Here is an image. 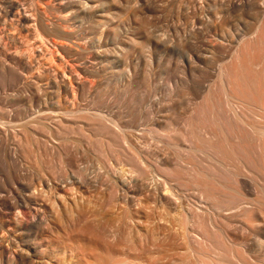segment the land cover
Returning a JSON list of instances; mask_svg holds the SVG:
<instances>
[{
	"label": "bare ground",
	"instance_id": "6f19581e",
	"mask_svg": "<svg viewBox=\"0 0 264 264\" xmlns=\"http://www.w3.org/2000/svg\"><path fill=\"white\" fill-rule=\"evenodd\" d=\"M47 1L53 6L45 0H0V264H264V0L257 22L239 35L216 81L197 97L200 101L193 86L196 70L191 69L190 82L186 78L169 85L166 114L149 118L141 136L129 130V116L102 114L83 103L90 100V82L93 86L111 64L109 52L97 50L106 45L104 37L99 46L87 38L86 21L90 16L99 24L97 18L122 16L117 4L123 2L104 1L97 8L98 0ZM131 2L126 5L132 7ZM194 3L189 31L196 40L214 27L220 7L217 11L215 5L211 15L204 9L206 14L196 19ZM138 9H129L136 27L123 40L125 47L152 39L154 29H146ZM217 25L223 31L224 25ZM14 32L17 36L9 35ZM75 40L87 48L81 43L71 47L74 51L64 47ZM222 41L215 33L206 46L214 49ZM45 49L65 59V64L61 59L53 63L62 70L46 68ZM117 54L112 57L116 64L123 56ZM194 57L191 65L197 63ZM189 95L194 97L184 103ZM35 99L58 112L34 118Z\"/></svg>",
	"mask_w": 264,
	"mask_h": 264
},
{
	"label": "rangeland",
	"instance_id": "374dc122",
	"mask_svg": "<svg viewBox=\"0 0 264 264\" xmlns=\"http://www.w3.org/2000/svg\"><path fill=\"white\" fill-rule=\"evenodd\" d=\"M28 1V0H27ZM30 1V0H29ZM89 1H92V0H89ZM109 2L110 0H98L95 4H94V6H102L103 7V4L105 3V2ZM123 3H122V2ZM120 2L122 3V6H121V4H117V6L119 7V10L120 11H118V12H120V14L123 16V18H125L126 16L125 15H127V13L128 12H130V11H132V10H138L139 11V9L138 8H140V11H141V9H142V12H141V16H139V18H140V21L141 22H143V25L146 27V25H147V27H146V29L147 30H150V32H151V30L152 29H154L153 31L154 32H151V36H152V39H151V41L150 42H147L146 43V45L145 44H141L140 43V47L137 45V44H135V45H133L132 47H125V45H124V42H123V40L127 37V34H128V36H129V33L128 32H132V31H134V29H135V27H136V24L134 23V18L132 17V13H133V11L132 12H130V13H128V15H130L131 16V20H129L130 18V16L128 17H126V19L127 20H117L118 18H121L122 19V16H120V15H116V17H114V16H111V18L113 17L114 18V20H113V18L111 19H104V18H97L96 20H98V22L99 21H101V23H97V21H94L95 19H91L90 18V16L88 17V19H87V21H86V25H88V28H90L89 30H88V36H87V38L89 39H91V40H94L95 41V43L99 46V44H98V42L97 41H99V39H100V41H101V43H103V44H106V45H104V47H101V48H97V50L99 49V51H103V53L104 54H106L107 52H109V53H107L106 55L108 56V61H110L111 62V64L108 66V72H106L105 74H104V76L103 77H100V78H98V80L96 79V80H94L93 82V86L95 87V85H96V82H97V85H96V87L94 88L93 86H92V82H90V84H91V87L93 88L92 89V91H93V93H92V91H91V93H90V95H89V97H88V99H90V100H86V101H84L83 103H84V105L87 107V108H94L95 106H97L98 107V110H99V112L100 113H102V114H110V113H121V114H125V115H127V116H129V118H128V120L130 121V122H132V126L129 128V130L130 131H132V132H136L139 136H141L142 134H141V132L142 133H145L146 132V130H148L149 129V126H147L148 125V119L149 118H158V119H162V117H163V115H165L166 114V112H165V110H164V105H165V96L166 95H164V94H166L167 92H168V90H169V87L170 86H172V85H174L175 83H177V82H179V81H181L182 79H188L189 80V82H190V74H191V69H192V71H195L196 70V83L195 84H193V86H194V90L196 91V101H200V99H197V97L198 96H200L206 89H207V86L209 87L212 83H214L215 81H216V79H217V75H218V72H219V66L221 65V64H224L225 62H227L226 60H229L230 59V56H231V54H232V52H233V49H234V47H235V43L239 40L238 38L242 35V34H244V32L243 31H246V32H248L252 27H253V25L257 22V20H258V18H259V16L261 15V13L260 12H262L263 11V5H261L262 4V1L261 0H248L249 1V3H253L252 5L251 4H247V2L245 3H241L240 5H239V3L241 2L240 0H212V1H209V0H207V2H205L206 0H201L200 2H199V0H196V10H198V11H196V19H197V16L199 15V13H201V12H204L205 10L204 9H206V13L204 12V14H206V15H211V14H213V13H215V11L217 10L218 11V9H219V7H220V11H218V13L219 14H217V16L219 15L220 17H222L221 18V22L219 21L220 20V17L218 16V20L216 21L218 24H223L224 25V29H223V31H220V30H217L218 29V26L219 25H217V23L215 22L214 24V27L212 28V29H209V30H207V29H205L203 32H204V34H201V35H196L197 37H196V40L194 39V37H192V35L190 34V28H191V26H192V21H193V16H194V1L195 0H158V2H157V0L155 1H149V0H138V6L137 5H135L136 4V1L137 0H135V4L133 3L134 1L133 0H121ZM130 1H132L131 3H133L132 4V7L133 6H137L136 8L137 9H133L132 7H130V4H128L129 5V7H128V5H126L127 3L126 2H130ZM139 1H140V4H139ZM162 1H163V3H162ZM171 1H173L172 2V4H171ZM188 1V3H190V4H185L186 2ZM189 1H191V2H189ZM215 1V2H214ZM216 1H217V4H215L216 3ZM228 1H230V2H228ZM238 2V4H236V2ZM244 1V0H243ZM246 1V0H245ZM252 1V2H251ZM45 2H48L47 0H45ZM117 2H119L118 0H117ZM157 2V3H156ZM178 2V3H177ZM203 2H205V3H203ZM52 3V1H50V3L48 2V4L49 5H51V6H53V3ZM100 3H102V5L100 4ZM155 3V4H154ZM158 3H159V5H160V8H159V6H158ZM161 3V4H160ZM166 3V4H165ZM194 3V4H193ZM198 3V4H197ZM211 5H209V4ZM234 3H235V5H234ZM58 4L59 3H57V5H56V3H54V6L55 7H58ZM124 4V5H123ZM153 4V5H152ZM170 5V6H168V5ZM178 4V5H177ZM181 4V5H180ZM200 4V5H199ZM232 4V5H231ZM245 4V5H244ZM37 5V4H36ZM142 5V6H141ZM150 5V6H149ZM163 5V6H162ZM184 5V6H183ZM204 5H205V7H204ZM214 5V6H213ZM215 5H217V9H216V6ZM231 5V6H230ZM237 5H239V7L237 6ZM38 6V5H37ZM40 6V5H39ZM38 6V7H39ZM98 6H97V8H98ZM120 6H121V8H120ZM124 6H125V8H127V10H125V8H124ZM140 6V7H139ZM151 6L153 7V8H151ZM156 6L158 7V8H156ZM167 6V7H166ZM189 8H188V7ZM192 6V7H191ZM203 6V7H202ZM240 6H243L242 8L240 7ZM42 7H44V6H42ZM55 7H53V8H55ZM144 7V8H143ZM203 8V10H202V8ZM124 8V9H123ZM132 9V10H129V9ZM163 8V9H162ZM178 8V9H177ZM186 8V9H185ZM190 8H192L191 10H190ZM198 8V9H197ZM201 8V10L199 11V9ZM214 8V9H213ZM263 8V9H262ZM42 9V8H41ZM159 9V10H158ZM179 9H181V10H179ZM216 9V10H215ZM161 10V12H159ZM188 10H189V12L190 11H192V12H190V13H187L188 12ZM210 10H213L212 12L210 11ZM127 11V13H125V12ZM170 11V12H169ZM122 12H124V14L122 13ZM144 12H147V13H144ZM180 12V13H179ZM222 12V13H221ZM256 12V13H255ZM257 12H259V14H257ZM253 13V14H252ZM159 14V15H158ZM184 14V15H183ZM187 14V15H186ZM231 14V16H232V18H230L231 16H229ZM88 15H89V13H88ZM148 15H150L149 17H147ZM152 15H153V18H152ZM165 15V16H164ZM186 15V16H185ZM66 16H68V15H66ZM120 16V17H119ZM189 16H190V18H189ZM234 16V17H233ZM143 17V20H141V18ZM147 17V18H146ZM160 18V20H159V18ZM177 17V18H176ZM145 18H146V21H145ZM152 18V19H151ZM180 18V19H179ZM230 18V19H229ZM91 19V20H90ZM228 19H229V21H228ZM233 19V20H232ZM111 20H112V22H111ZM115 20L117 21L116 23H115ZM128 20H129V22H128ZM151 20H152V22H151ZM250 20V21H249ZM11 21V20H10ZM106 21H107V23H106ZM109 21V22H108ZM121 23H120V22ZM132 21V22H131ZM149 21H150V23H149ZM153 21H154V23H153ZM179 21V22H178ZM182 21L185 23H182ZM91 22V24H89ZM102 22H103V24L105 23V25L106 26H104L107 30L106 31H103V33L104 34H101V32H102V29L104 30L105 28L103 27V24H102ZM127 22H128V24H127ZM155 22H157V24L155 23ZM159 22H161V23H159ZM170 22V23H169ZM180 22L182 23L181 25H180ZM189 22H191V24L189 23ZM233 22V23H232ZM94 23H97V26L94 24ZM115 23V24H114ZM119 23H120V26H119ZM123 23H125V24H123ZM131 23H132V25H131ZM147 23V24H146ZM152 23V25H155V27L157 28V30H156V28L154 27V28H152V25H150ZM186 23H187V25H186ZM197 23V22H196ZM233 25H232V24ZM236 23V24H235ZM10 24V23H9ZM112 24V25H111ZM130 24V25H129ZM238 24H240V25H238ZM109 25V26H108ZM115 25V26H114ZM127 25V26H126ZM169 25H170V28H169ZM176 25V26H175ZM190 27H189V26ZM217 25V26H216ZM231 25V26H230ZM101 26V28H99ZM107 26H108V28H107ZM132 26H134V27H132ZM158 26V27H157ZM179 26V27H178ZM185 26V27H184ZM186 26H187V28H186ZM233 26V27H232ZM238 26H240V27H238ZM65 27H67V26H65ZM113 27H114V29H113ZM118 27V28H117ZM151 27V28H150ZM232 27V29H230ZM98 28V29H97ZM115 28H117L116 30H115ZM123 30H122V29ZM128 30H127V29ZM133 28V29H132ZM184 28V29H183ZM65 29H67L68 30V27L67 28H65ZM101 29V30H100ZM122 30V31H119V30ZM125 29V30H124ZM159 29V30H158ZM161 29V30H160ZM164 29V30H163ZM182 29V30H181ZM245 29V30H244ZM113 30V31H112ZM132 30V31H131ZM176 30H177V32H176ZM183 30H185L184 32H183ZM101 31V32H100ZM157 31H159L161 34L163 33V37H161L162 35H160V33L159 32H157ZM181 32V33H179L178 34V32ZM206 31H208V32H206ZM240 31V32H239ZM98 32V33H97ZM110 32V33H109ZM113 32V33H112ZM121 32H124L125 34H119V33ZM149 32V31H148ZM149 32V33H150ZM172 32V33H171ZM231 32V33H230ZM234 32V33H233ZM245 32V33H246ZM98 35H96V34ZM155 33V34H154ZM156 33H157V36H158V34H159V36L162 38H158L157 36H154V35H156ZM176 33H177V35H176ZM186 33V34H185ZM190 34V36H189V34ZM215 33H217V34H220V35H222L224 38H225V40L226 41H222L223 42V44L221 45V46H218V47H215L214 49H208L207 48V38H209V36L210 35H212V36H214V34ZM242 33V34H241ZM12 34V35H11ZM14 34H16V36H17V33L16 32H14V33H10L9 35H11V36H14ZM94 34V35H93ZM114 34V35H113ZM116 34H118V35H116ZM152 34H154V35H152ZM168 34V35H167ZM171 34V35H170ZM205 34H207V37H203ZM241 34V35H240ZM105 35V36H104ZM122 35V36H121ZM165 35V36H164ZM183 35V36H182ZM187 35V38L185 37ZM230 35V36H229ZM240 35V36H239ZM96 36H97V38H96ZM104 37V38H102V37ZM116 37V38H113V37ZM206 36V35H205ZM93 37V38H92ZM99 37V38H98ZM153 37L155 38V40L153 39ZM165 37V38H164ZM174 37V38H173ZM181 37H183L182 39H181ZM202 37V38H201ZM102 38V39H101ZM111 38V39H110ZM123 38V39H122ZM157 38V39H156ZM180 39V40H178V39ZM201 38V39H200ZM205 38V39H204ZM113 39H115V40H113ZM116 39H118V42H117V40ZM159 39V40H158ZM164 39V40H163ZM166 39V40H165ZM174 40V42H173V40ZM187 39V40H186ZM153 40V41H152ZM163 40V41H162ZM181 40H183V41H181ZM186 40V41H185ZM200 40V41H199ZM206 40V41H205ZM107 41H108V43H107ZM120 41H122V42H120ZM169 41V42H168ZM177 41H181L180 43H178ZM194 41H196V43L194 42ZM74 42V44L72 43V46H71V43H67L68 45H69V47H68V45L66 46L65 44V48H67V49H70L71 47L73 48L74 46L77 48V46H81V47H83V48H87V45H84L85 43H82V42H79L78 43V41H77V43H76V40L75 41H73ZM158 44H157V43ZM162 42H165L164 44L162 43ZM206 42V43H205ZM224 42H226V44H224ZM80 43L81 44H83V46L82 45H80ZM121 43V44H120ZM177 43V44H176ZM230 43V44H229ZM77 44V45H76ZM108 44H109V46H108ZM115 44V45H114ZM152 44H153V46H152ZM169 44V47H167L166 45H168ZM172 44V45H171ZM184 44V45H183ZM204 44V45H203ZM230 46H229V45ZM74 45V46H73ZM117 45H118V47H117ZM119 45H121V46H123V47H121V46H119ZM145 45V46H144ZM181 45V46H180ZM224 45V46H223ZM234 45V47H232ZM137 47L138 46V48H135V47ZM142 46H144V47H142ZM146 46H148V47H146ZM150 46V47H149ZM157 46V47H156ZM187 46V47H186ZM192 46H193V48H192ZM228 46V47H227ZM74 47V49H76ZM108 47H110V48H108ZM113 48V50H112V48ZM133 47H134V49H137V50H132L133 49ZM152 47V49H150ZM174 47V48H173ZM182 47V48H181ZM183 47H184V49H183ZM189 47V48H188ZM205 47V48H204ZM71 48V51H74V49H72ZM118 48V49H117ZM131 48V49H130ZM182 49V51H181V49ZM185 48H186V50H185ZM204 48V49H203ZM101 49V50H100ZM108 49V51H106V50ZM114 49H116V50H114ZM122 49H124V51H126L127 52V49H128V51H129V53L127 52V53H123V51H121ZM126 49V50H125ZM142 49H144L145 51H142ZM207 49H208V51H207ZM46 50V49H45ZM117 50H118V54H119V56H120V54L121 55H123L124 56V59H122L123 58V56L121 57V61L119 62V63H113V61H112V57H113V55H115V54H117ZM149 50V51H148ZM151 50V51H150ZM185 50V51H184ZM211 50H213V52H215L214 54H212L213 52L211 51ZM106 51V52H105ZM111 51H112V53H111ZM114 51H116V52H114ZM132 51H134V52H132ZM46 52H47V50H46ZM50 52V51H49ZM49 52H47L46 53V55L48 56H46L45 55V53H44V60H45V64L43 63V59H42V61H41V58H43V56L42 57H39L40 58V61L46 66V68L48 67H50L51 65H52V67L54 66V68H56V66H58L57 68H60L61 70L63 69V68H61V66L59 65V63H60V59L62 60L63 58L60 56V54L59 55H55V56H57V59H55V57H52L51 55H50V53ZM136 52V53H135ZM149 52H151L150 54H149ZM161 52V53H160ZM167 52V53H166ZM211 52V53H210ZM166 53V54H165ZM186 53V54H185ZM204 53L208 56H206L205 57V55H204ZM117 54V55H118ZM146 54H147V56H148V54H149V56L148 57H146ZM164 54V55H163ZM191 55V56H188V55ZM201 55V57H200V55ZM111 55V56H110ZM125 55H126V57L127 58H125ZM129 55V56H128ZM141 55V56H140ZM151 55V56H150ZM163 55V56H162ZM196 55V62L198 63H196V65H191L190 64V60H192V59H194L195 60V56ZM49 56H51L52 57V59L50 60V58H49ZM138 56V57H137ZM143 56V57H142ZM152 56H153V59H152ZM170 56V57H169ZM174 56V57H173ZM194 58H193V57ZM198 56L200 57V58H198ZM47 57V58H46ZM61 57V58H60ZM133 57V58H132ZM146 57V58H145ZM150 57V58H149ZM171 57H172V59H171ZM53 58H54V60H56V61H53L52 62V60H53ZM131 58V59H130ZM135 58V59H134ZM191 58V59H190ZM206 58V59H205ZM47 59V60H46ZM125 59H126V61H129V59L131 60V61H129L130 63H125L126 61H125ZM128 59V60H127ZM134 59V60H133ZM152 61V62H150V60ZM162 59V60H161ZM179 59V60H178ZM190 59V60H189ZM208 59V60H207ZM49 60H50V62H52V63H50L49 62ZM164 60V61H163ZM175 60V61H174ZM184 61V62H182V61ZM223 60V61H222ZM47 61V62H46ZM59 62V63H56V64H58V65H54L55 64V62ZM65 59L64 60H62L61 62H63V63H60V64H65ZM133 61V62H132ZM139 61V62H138ZM148 61V62H147ZM155 61V62H154ZM158 61V62H157ZM163 61V62H162ZM176 61H178V62H176ZM138 62V64H136ZM182 62V63H181ZM54 63V64H53ZM168 63H170V64H168ZM177 63V64H176ZM179 63H180V66H179ZM210 63V64H209ZM49 65V66H47V65ZM106 64H108V63H106ZM128 64V65H127ZM186 64V65H185ZM67 65V64H66ZM71 65V64H70ZM136 65H137V67H136ZM169 65V66H168ZM191 65V66H190ZM200 65V66H199ZM111 66V67H110ZM124 66H126V67H124ZM141 66V67H140ZM150 66V67H149ZM154 66H155V68H154ZM178 66V67H177ZM195 66V67H194ZM201 66L203 67V68H201ZM63 67V66H62ZM71 68V66H69V64H68V66H66V68H68V69H70ZM134 67V68H133ZM205 67V68H204ZM155 70H154V69ZM182 68L184 69L183 71H182ZM186 68V69H185ZM59 69V70H60ZM114 69V70H113ZM124 69H128V71H126V70H124ZM139 69V70H138ZM177 69V70H176ZM188 69V70H187ZM195 69V70H194ZM123 72H122V71ZM130 70V71H129ZM144 70V71H143ZM151 70V71H150ZM175 70H176V72H175ZM207 72H206V71ZM110 71H112V72H110ZM142 73H141V72ZM130 72H132L131 74H130ZM150 72V73H149ZM112 73V74H111ZM129 73V74H128ZM138 73V74H137ZM216 73V74H215ZM37 74V73H36ZM106 74H107V76H106ZM120 74V75H119ZM146 74H148V75H146ZM198 74V75H197ZM124 75H125V78H124ZM127 75V76H126ZM131 75V76H130ZM207 75V76H206ZM131 78H130V77ZM152 76V77H151ZM179 76V77H178ZM138 77V78H137ZM147 77V78H146ZM183 77V78H182ZM127 78H129V79H131V80H127ZM134 80H133V79ZM207 78H209V79H207ZM100 79V80H99ZM181 79V80H180ZM103 80V81H102ZM132 80H133V82H132ZM145 80V81H144ZM151 80V81H150ZM179 80V81H178ZM100 81V82H99ZM123 81V82H122ZM128 81V82H127ZM104 82H106V83H104ZM126 82V83H125ZM128 83V84H127ZM133 83V84H132ZM150 83V84H149ZM207 83V84H206ZM132 84V85H131ZM154 84V85H153ZM209 84V85H208ZM128 85V86H127ZM170 85V86H169ZM97 86L99 87V88H97ZM131 86V87H130ZM206 86V87H205ZM129 87V88H128ZM198 87V88H197ZM97 88V89H96ZM101 88V89H100ZM106 88H108V89H106ZM96 89V90H95ZM118 89V90H117ZM122 89H124L123 91H122ZM158 89V90H157ZM99 90V91H98ZM108 90H110L109 92H108ZM126 90V91H125ZM129 90V91H128ZM131 90H132V92H131ZM156 90V91H155ZM165 90V91H164ZM103 91L106 93H103ZM114 92V93H112V92ZM154 91L156 92V93H154ZM158 91V92H157ZM199 91V92H198ZM102 95H101V94ZM112 93V94H111ZM117 94V96H116V94ZM123 93H124V95H123ZM200 93V94H199ZM96 94H99V95H96ZM109 95V97H107L108 95ZM126 94H127V96H126ZM129 94V95H128ZM199 94V95H198ZM110 95H111V97H110ZM93 96V97H92ZM95 96V97H94ZM100 96V97H99ZM103 96V97H102ZM105 96V97H104ZM147 96V97H146ZM107 97V98H106ZM133 97V98H132ZM139 97V98H138ZM189 97V98H188ZM194 97V95H189V96H187V97H185V100H184V103H187L186 101H189L191 98H193ZM105 98V99H104ZM109 98V99H108ZM115 98H117V99H115ZM136 98V99H135ZM142 98V99H141ZM115 99V100H114ZM122 99V100H121ZM155 99V100H154ZM72 101L71 102H73V100H74V98H72L71 99ZM111 100V101H110ZM153 100H154V102H153ZM157 100V101H156ZM160 100H161V102H160ZM112 101H114L113 103H112ZM121 103H120V102ZM41 102V103H40ZM70 102V103H71ZM74 102H76V99H75V101ZM73 102V103H74ZM87 102V103H86ZM105 104H104V103ZM135 102V103H134ZM136 102H137V104H136ZM139 102V103H138ZM38 103V104H37ZM95 103V104H94ZM108 103V104H107ZM130 103V104H129ZM43 104V105H42ZM46 104V102L45 101H37L36 99L34 100V118H35V116L36 117H39V116H43V114H44V118H48L49 116H53V115H51V114H54V113H56V111L58 112V108H56V107H54V106H51V105H45ZM103 104V105H102ZM124 104V105H123ZM105 105V106H104ZM107 105V106H106ZM115 105V106H114ZM117 105V106H116ZM139 105H140V107H139ZM46 106V107H45ZM42 107H43V109H42ZM122 107V108H121ZM151 107V108H150ZM187 106L186 105H184L183 106V108H186ZM0 112L2 111V113H3V108L0 106ZM52 110V112L50 111V109ZM137 108V109H136ZM153 108V109H152ZM53 109H55V110H53ZM112 109H113V111H112ZM108 110V111H107ZM110 110V111H109ZM124 110V111H123ZM129 112H128V111ZM133 110V111H132ZM151 110V111H150ZM35 111H36V114H35ZM48 112V114H50V115H48L47 116V112ZM54 111V112H53ZM115 111H117V112H115ZM119 111V112H118ZM50 112V113H49ZM165 112V113H164ZM2 113H0V114H2ZM42 113V114H41ZM154 113V114H153ZM41 114V115H40ZM46 114V115H45ZM158 114V115H157ZM160 114V115H159ZM57 115V114H56ZM147 117H146V116ZM172 115V114H171ZM55 116V115H54ZM160 116V117H159ZM173 117H174V115H172ZM171 116V117H172ZM56 117V116H55ZM135 117H137V118H135ZM142 117V118H141ZM130 119H132V120H130ZM1 120V119H0ZM2 122L4 121V120H1ZM0 121V122H1ZM2 123H0V125H1ZM145 124V125H144ZM137 127H136V126ZM135 126V127H134ZM142 129H141V128ZM131 128H132V130H131ZM135 128V129H134ZM145 128H146V130H145ZM143 130H145V131H143ZM141 131V132H140ZM135 133V134H136ZM136 134V135H137ZM2 158H1V156H0V172H2L3 173V164H2V160H1ZM2 166V167H1ZM2 173L0 174V177H2Z\"/></svg>",
	"mask_w": 264,
	"mask_h": 264
}]
</instances>
